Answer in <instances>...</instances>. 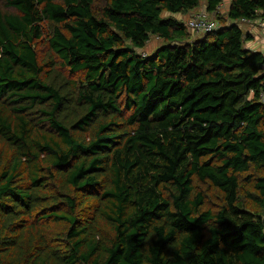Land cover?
Segmentation results:
<instances>
[{"label":"trees","instance_id":"trees-1","mask_svg":"<svg viewBox=\"0 0 264 264\" xmlns=\"http://www.w3.org/2000/svg\"><path fill=\"white\" fill-rule=\"evenodd\" d=\"M201 4L220 24L190 39ZM263 17L0 0V264H264V52L239 24Z\"/></svg>","mask_w":264,"mask_h":264},{"label":"rangeland","instance_id":"rangeland-1","mask_svg":"<svg viewBox=\"0 0 264 264\" xmlns=\"http://www.w3.org/2000/svg\"><path fill=\"white\" fill-rule=\"evenodd\" d=\"M225 2H226V0H225ZM223 5L225 6V3ZM201 10L202 11L204 10L203 4H201L198 9L189 12L190 14L187 13L186 16L180 15V14H176L175 16L177 18H179V19H183L184 22L187 25V23H188L189 20H193L197 14H199L200 12H202ZM188 14H189V16H188ZM218 24H220V22L217 23V26H219ZM239 24H240V27L243 30V32H245V33L247 32V34H251V32H248L246 30L248 28L247 27L248 25H244V24H247V23H243V24L239 23ZM251 26L252 27H255V28H253V31H252L253 34L251 35V39L248 40L247 42H245L246 47H248L250 49L254 48L252 50L259 49L262 52H264V17L259 22L251 23ZM189 33H190V39H194V38L200 37L202 35L201 33H198V34L195 33V31L194 30H191V29H190ZM160 42H161L160 40L151 39L146 44V47L143 49L142 55L144 56L145 54L151 53L155 49V47H157L160 44ZM42 226H45L48 229L51 228L49 230L46 229V234L48 236H51L52 234H54L57 231L64 230V225H59V224L58 225H53V224L51 225V222H46Z\"/></svg>","mask_w":264,"mask_h":264},{"label":"built area","instance_id":"built-area-1","mask_svg":"<svg viewBox=\"0 0 264 264\" xmlns=\"http://www.w3.org/2000/svg\"><path fill=\"white\" fill-rule=\"evenodd\" d=\"M187 27L195 32H209L217 27V24L210 21L204 13H199L193 20H189Z\"/></svg>","mask_w":264,"mask_h":264},{"label":"crops","instance_id":"crops-1","mask_svg":"<svg viewBox=\"0 0 264 264\" xmlns=\"http://www.w3.org/2000/svg\"><path fill=\"white\" fill-rule=\"evenodd\" d=\"M189 14H190V13H189ZM189 14H188V16H189ZM186 15H187V13L184 14V16H186ZM250 23H251V22H250ZM244 25H248V26H247L248 28H247L246 30H247L248 32H251L250 35H252V34H253V32H252V31H253V28H255V27H252L251 24H249V23H248V24H244ZM252 49H254V48H252ZM256 50H259V49H256Z\"/></svg>","mask_w":264,"mask_h":264}]
</instances>
